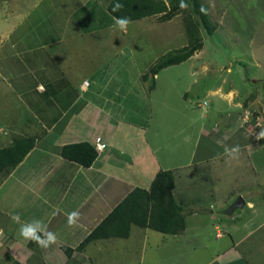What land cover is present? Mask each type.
<instances>
[{
	"label": "crops",
	"instance_id": "crops-1",
	"mask_svg": "<svg viewBox=\"0 0 264 264\" xmlns=\"http://www.w3.org/2000/svg\"><path fill=\"white\" fill-rule=\"evenodd\" d=\"M10 1L13 6L0 10V80L7 88L0 87V94L15 97L29 118L13 123L0 116L7 130L0 132V148L22 136L33 137L34 145L0 177V264H65L64 247L72 250L76 263L102 264L87 255L95 242L81 250L76 246L132 189H149L159 170L173 171L172 195L185 213L184 229L169 235L182 236L189 219L197 223L206 218L205 227H192L190 237H204L214 229L219 240L227 234L230 241L217 242L203 264H243L234 247L250 231L245 226L234 238L236 225L257 215L259 202L264 204V137L260 142L251 137L242 117L257 98L245 106L249 93L240 95L232 85L223 86L227 83L207 86L205 96L217 95L226 103L222 120L211 118L195 139L186 135L182 144H171L174 119L161 120L163 114L154 110L161 108L155 94L161 71L152 87L150 78H141L156 58L133 74L126 71L134 62L128 31L115 25L106 10L108 0ZM162 122L170 124L165 140L160 139ZM96 138L105 144L103 149L95 147ZM82 141L97 151L89 167L59 153L61 146ZM236 145L240 151L232 158L225 149ZM218 184L224 185V195L213 208L220 210L210 209L206 216L207 203L200 194L212 196ZM239 195L244 205L237 209L246 208L244 216L237 209L226 211ZM73 211L79 215L69 225ZM34 219L56 234L54 244L30 246L20 236V225ZM109 264L125 262L110 257Z\"/></svg>",
	"mask_w": 264,
	"mask_h": 264
},
{
	"label": "rangeland",
	"instance_id": "rangeland-1",
	"mask_svg": "<svg viewBox=\"0 0 264 264\" xmlns=\"http://www.w3.org/2000/svg\"><path fill=\"white\" fill-rule=\"evenodd\" d=\"M199 1L210 22L216 25V29L211 35L201 34L203 46L193 54V57L160 70L155 94L161 108L154 110L156 114L159 111L163 114L161 120L174 119L172 129H175V132H170L168 141L171 144H182L186 135L195 139L200 126L210 123L211 118L222 120L220 117L222 110L227 109L226 103L219 100L217 95L213 98L205 96V89L207 86L212 89L227 83L223 86L232 85L240 95L249 93L243 98L245 106L248 100L257 98L256 106L244 110L242 117L247 125L246 128L250 130V136H254L253 131H255L260 142L263 137L259 134L264 131V127L255 125V122L256 119L264 118V0ZM11 6L13 3L10 0H0V10ZM183 14L184 12H181L163 22L157 19V15L130 21L127 26L128 46L130 53L133 52L134 62L130 65L133 69L130 67L126 71L133 74L151 63L153 59L184 46L187 38L182 24ZM127 42L124 44L126 47ZM221 77L224 79H220ZM0 87L7 89L1 80ZM184 91L187 94L185 97L182 96ZM5 93L9 95L7 92L0 94L2 109L0 116L5 115V118L13 119V123L18 119L29 118L28 114L18 107L20 102L17 105L15 97H4ZM220 101L222 103L219 105ZM167 123H161L160 139L162 140L168 138L167 131L170 124ZM1 124H5L3 118H0V132L3 133L7 130ZM10 170L5 174L0 173V177L7 176ZM222 188H225L224 185L218 184L212 196L208 191L200 194L204 199L201 202L207 203L208 208L204 212L206 216L210 215V209L220 210L213 208V204H221L224 195ZM260 193L258 192L256 196L258 197ZM242 194L247 197V192ZM210 203L211 208H209ZM257 209V215L237 224L239 229L233 234L234 238L238 239L245 226L246 231H250L248 237L234 247L235 252L240 253L239 258L242 257L243 264H264V204L259 202ZM245 210L247 211L246 208ZM245 210L237 209L236 214L239 212L244 216ZM207 220L203 218L196 223L195 219H189L188 231L179 237L131 225L126 239L107 238L91 241L95 242V245L90 247L87 255L92 256L91 259L95 263L102 264H109L110 257L118 261L123 258L125 264H203L213 253L217 242L230 241L227 234L219 240L215 236L214 229L205 230L204 237H190L192 227L196 228L198 225L205 227ZM224 226L226 227L225 224ZM87 255L82 256L87 259ZM66 256L65 264H79L74 259L76 256L70 254ZM227 256L233 258L231 254Z\"/></svg>",
	"mask_w": 264,
	"mask_h": 264
},
{
	"label": "trees",
	"instance_id": "trees-1",
	"mask_svg": "<svg viewBox=\"0 0 264 264\" xmlns=\"http://www.w3.org/2000/svg\"><path fill=\"white\" fill-rule=\"evenodd\" d=\"M4 1V0H3ZM117 0H108L106 10L116 19L127 17L130 21L157 15L160 22L182 15L183 29L187 43L158 57L141 75L143 80L153 79L161 69L187 60L202 48V33L211 35L216 25L212 24L199 0H184L187 5L181 8V0H119L122 7L112 11ZM153 84L150 86L152 87ZM34 145L30 136L15 139L10 145L0 148V173L15 167ZM59 153L64 159L89 167L97 156L94 145L82 141L65 144ZM174 173L172 170H159L149 189H132L76 246L81 250L87 243L97 239L127 238L131 225L149 228L165 234H177L185 227V213L173 195ZM35 241L29 240V245ZM67 255L72 251L63 248Z\"/></svg>",
	"mask_w": 264,
	"mask_h": 264
},
{
	"label": "clouds",
	"instance_id": "clouds-1",
	"mask_svg": "<svg viewBox=\"0 0 264 264\" xmlns=\"http://www.w3.org/2000/svg\"><path fill=\"white\" fill-rule=\"evenodd\" d=\"M122 7L119 3V0L113 5L112 11L116 12ZM181 8L187 7L184 3V0H181L180 4ZM201 11H205V9L201 8ZM130 20L127 17H118L115 19V25L122 31H127V26L129 25ZM260 137H264V131H261L259 134ZM228 155L232 158H235L239 153V145L233 146L231 149H225ZM79 213L73 211L68 214V223L69 225L74 224L76 222V218ZM13 221L19 223L20 217L18 214H14L12 216ZM20 236L25 240L35 241L41 247L47 248L49 245L54 244L57 240V236L52 231L46 230V225H44L40 220H32L27 223H23L20 225Z\"/></svg>",
	"mask_w": 264,
	"mask_h": 264
},
{
	"label": "built area",
	"instance_id": "built-area-1",
	"mask_svg": "<svg viewBox=\"0 0 264 264\" xmlns=\"http://www.w3.org/2000/svg\"><path fill=\"white\" fill-rule=\"evenodd\" d=\"M86 83V82H85ZM204 103V102H203ZM205 104V103H204ZM255 125H261V126H263L264 127V118H262V119H260V120H258V119H256V122H255ZM253 133H254V138L256 139V140H258V133H256L255 131H253ZM95 147L98 149V150H101V149H103L104 147H105V144L104 143H102V142H100V140H99V138H96L95 139Z\"/></svg>",
	"mask_w": 264,
	"mask_h": 264
},
{
	"label": "water",
	"instance_id": "water-1",
	"mask_svg": "<svg viewBox=\"0 0 264 264\" xmlns=\"http://www.w3.org/2000/svg\"><path fill=\"white\" fill-rule=\"evenodd\" d=\"M244 205V199L239 195L227 208V212L233 211Z\"/></svg>",
	"mask_w": 264,
	"mask_h": 264
}]
</instances>
